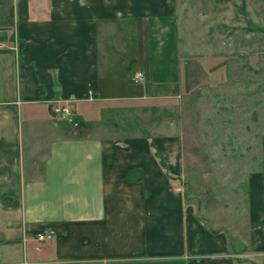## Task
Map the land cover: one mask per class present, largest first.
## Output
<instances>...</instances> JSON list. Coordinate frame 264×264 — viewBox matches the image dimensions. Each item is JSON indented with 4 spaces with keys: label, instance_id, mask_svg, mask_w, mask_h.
I'll list each match as a JSON object with an SVG mask.
<instances>
[{
    "label": "crops",
    "instance_id": "crops-1",
    "mask_svg": "<svg viewBox=\"0 0 264 264\" xmlns=\"http://www.w3.org/2000/svg\"><path fill=\"white\" fill-rule=\"evenodd\" d=\"M177 4L0 0V264H248L237 256H264V150L245 178L239 225L216 230L167 176L156 152L182 179L161 141L127 136L102 118L121 104L180 95L179 69L155 49L154 35L158 23H174ZM58 106L80 126L55 115ZM40 233L53 238L40 243Z\"/></svg>",
    "mask_w": 264,
    "mask_h": 264
},
{
    "label": "rangeland",
    "instance_id": "rangeland-1",
    "mask_svg": "<svg viewBox=\"0 0 264 264\" xmlns=\"http://www.w3.org/2000/svg\"><path fill=\"white\" fill-rule=\"evenodd\" d=\"M177 3L174 23H158L154 35L179 69L180 95L121 104L102 118L161 141L194 214L228 228L241 221L245 178L264 150V0ZM237 257L264 264V256Z\"/></svg>",
    "mask_w": 264,
    "mask_h": 264
},
{
    "label": "built area",
    "instance_id": "built-area-1",
    "mask_svg": "<svg viewBox=\"0 0 264 264\" xmlns=\"http://www.w3.org/2000/svg\"><path fill=\"white\" fill-rule=\"evenodd\" d=\"M143 80V74L142 73H137L133 77L132 81L137 84ZM55 115H58L63 121L66 123L78 128L80 126L79 122L76 119L75 114L73 113L72 109L69 108L68 106H58L57 108L54 109ZM53 235L52 234H39L37 236L38 241L41 242H48L52 240Z\"/></svg>",
    "mask_w": 264,
    "mask_h": 264
},
{
    "label": "trees",
    "instance_id": "trees-1",
    "mask_svg": "<svg viewBox=\"0 0 264 264\" xmlns=\"http://www.w3.org/2000/svg\"><path fill=\"white\" fill-rule=\"evenodd\" d=\"M156 155H157V158L159 159V163H161V165L164 167V169L166 170V172L168 173V175L167 176H169V177H171L172 178V180H174V181H178L179 180V178H177V177H174V176H172V175H169V169H168V167H167V165L165 164V163H163L164 161H163V159H162V157H161V155H160V153L159 152H156ZM180 181V180H179Z\"/></svg>",
    "mask_w": 264,
    "mask_h": 264
}]
</instances>
